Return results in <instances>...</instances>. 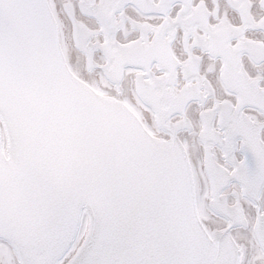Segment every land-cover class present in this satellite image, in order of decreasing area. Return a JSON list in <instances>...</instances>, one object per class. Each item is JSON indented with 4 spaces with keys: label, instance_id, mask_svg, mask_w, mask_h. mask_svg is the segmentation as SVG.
Segmentation results:
<instances>
[{
    "label": "snow or ice",
    "instance_id": "obj_1",
    "mask_svg": "<svg viewBox=\"0 0 264 264\" xmlns=\"http://www.w3.org/2000/svg\"><path fill=\"white\" fill-rule=\"evenodd\" d=\"M0 264H264V0H0Z\"/></svg>",
    "mask_w": 264,
    "mask_h": 264
}]
</instances>
